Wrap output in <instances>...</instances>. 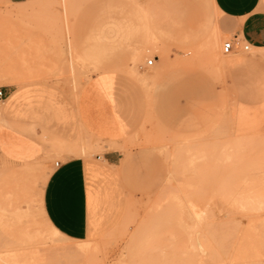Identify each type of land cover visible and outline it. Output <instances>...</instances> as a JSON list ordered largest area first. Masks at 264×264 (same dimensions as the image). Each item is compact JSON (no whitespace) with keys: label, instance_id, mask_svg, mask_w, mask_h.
<instances>
[{"label":"rangeland","instance_id":"374dc122","mask_svg":"<svg viewBox=\"0 0 264 264\" xmlns=\"http://www.w3.org/2000/svg\"><path fill=\"white\" fill-rule=\"evenodd\" d=\"M146 3L141 0V9L132 0L22 6L0 0V71L8 73L0 86L49 85L73 105L88 77L110 70L129 77L119 81L138 82L149 105L167 71L186 67L221 82L230 39L212 28L219 16L211 0H176L163 20ZM258 50L264 49L240 52ZM58 62L68 63L65 70L55 69ZM224 112H191L202 121L183 133L167 130L149 108L122 149L156 150L166 176L157 191L140 197L100 173L98 157L112 150L107 143L79 131L68 141L88 153L75 156L64 152L71 145L66 138L32 127L31 136L46 146L43 155L31 161L0 156V264H264V131L233 138ZM73 157L87 163L94 190L95 220L84 241L53 234L42 209L53 166ZM83 245L90 251L75 253Z\"/></svg>","mask_w":264,"mask_h":264},{"label":"crops","instance_id":"0c3cea01","mask_svg":"<svg viewBox=\"0 0 264 264\" xmlns=\"http://www.w3.org/2000/svg\"><path fill=\"white\" fill-rule=\"evenodd\" d=\"M32 1L37 0H9L13 5ZM146 1L149 11L161 20L168 11L175 10L176 0ZM211 2L214 13L219 16L218 22L211 21L212 28L226 39L237 36L241 44L264 49V0ZM132 3L142 7L141 0H132ZM240 50L233 45L222 65L225 71L221 82L186 67L163 73L153 86L149 105H145L146 95L138 82L119 81L129 77L110 70L88 77L90 81L73 105L60 99V93L49 85L41 88L15 84L2 86L5 99L0 107V156L31 161L43 155L46 146L29 133L35 126L38 134L42 130L52 132L77 147L68 140L82 131L112 149L98 157L100 173L113 175L121 188L133 191L136 197L152 194L166 176L164 159L148 147L137 146L131 151L122 149L124 140L140 129L149 108L171 132H191L202 121V117L191 112L215 107L225 111L223 120H228L233 138L253 137L264 131V59L260 51H254L256 55H243ZM64 63L68 65L58 62L55 69L65 70L61 67ZM89 174L85 160L73 157L53 166L44 187L42 209L45 220L70 240H87L93 229L94 190Z\"/></svg>","mask_w":264,"mask_h":264},{"label":"bare ground","instance_id":"6f19581e","mask_svg":"<svg viewBox=\"0 0 264 264\" xmlns=\"http://www.w3.org/2000/svg\"><path fill=\"white\" fill-rule=\"evenodd\" d=\"M17 6H22V4H17ZM24 9H26V8H23V7H20V9H19V11L20 12H24V11H26V10H24ZM222 38H225L224 36L222 37ZM233 39V38H232ZM231 41V40H230ZM258 51H260V53H261V55L264 53V50H258ZM225 54V53H224ZM229 55V54H228ZM150 61V60H149ZM8 78V73L6 72V71H4V72H2V71H0V82L2 81L1 79H4V81H5V79H7ZM14 101V100H13ZM12 101V102H13ZM63 145V144H62ZM66 150L67 151H69L71 154H74V155H86L87 153H88V149H86V148H79V147H77V146H75V145H69L68 144V146L66 147ZM14 188V187H13ZM13 189H11V191H12ZM19 191H20V189H19ZM12 193V192H11ZM47 225H48V228H49V230L53 233V234H55V235H57V236H61V237H64L61 233H59L56 229H54L48 222H47ZM66 238V237H65ZM41 239V238H40ZM66 239H68V238H66ZM90 251V248L88 247V246H86V245H83V246H81V247H78L77 249H76V251H75V253H77V254H80V253H82V254H86V253H88Z\"/></svg>","mask_w":264,"mask_h":264},{"label":"built area","instance_id":"2783aa9c","mask_svg":"<svg viewBox=\"0 0 264 264\" xmlns=\"http://www.w3.org/2000/svg\"><path fill=\"white\" fill-rule=\"evenodd\" d=\"M233 45H236V47H238L239 49H242L246 52H248L250 50V46L248 44H246V45L241 44L238 37L234 36L231 41H228L224 44V53L226 55L231 53V51L233 49ZM153 63H154V61L150 60L147 62V66H153ZM4 99H5V88L0 86V103H2Z\"/></svg>","mask_w":264,"mask_h":264}]
</instances>
